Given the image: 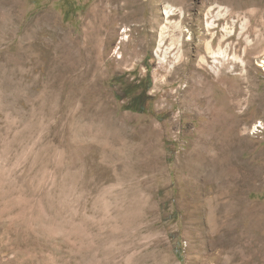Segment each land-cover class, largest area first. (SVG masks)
<instances>
[{
    "label": "rangeland",
    "instance_id": "rangeland-1",
    "mask_svg": "<svg viewBox=\"0 0 264 264\" xmlns=\"http://www.w3.org/2000/svg\"><path fill=\"white\" fill-rule=\"evenodd\" d=\"M103 1L0 0V264H224L228 230L264 264V13L190 0L159 47L176 0H137L89 74L46 69L31 42L82 47Z\"/></svg>",
    "mask_w": 264,
    "mask_h": 264
},
{
    "label": "bare ground",
    "instance_id": "bare-ground-1",
    "mask_svg": "<svg viewBox=\"0 0 264 264\" xmlns=\"http://www.w3.org/2000/svg\"><path fill=\"white\" fill-rule=\"evenodd\" d=\"M189 1L190 0H176L175 2L176 5H173L170 3L166 4L165 8L162 11V15L165 18V23L161 29L159 47H161V45L164 43L165 39L167 38V33L169 30L168 25L172 24L170 20L171 17L177 15V13H179L181 16L184 17L186 11L189 10L190 8ZM120 2L121 0H104L101 5L99 4L100 6L98 7L96 11L97 13L95 15L96 19H95V22L93 23V26H95L93 28L94 29L93 39L94 40L92 38H89L87 35L88 38L84 40L82 47H80L81 44L78 46L77 43L70 44L67 42H63V43H60V45L54 46L53 44H50V43L45 44V42L43 41L39 42V38L35 39V41H32L31 46L35 50V53L38 52L37 54H39L40 56L39 60L44 65V67H46L47 69V66L48 67L57 66L56 71L59 77L69 78L68 76L75 74L82 68L85 70L87 74H89L95 65L99 66L100 60L104 54V53L102 54V47H103L105 38L108 39L111 36L115 37V35L118 33V29L115 27L116 22L119 20L125 21L128 17L127 15L128 13L124 16H120L119 11L124 10L125 8H128L130 10L133 9L135 7L134 4L137 2V0L125 1L124 4H122L121 6L119 4L118 6H116V8H114V5ZM207 8L208 9L204 16V20H205V26L207 28V31L210 32L211 29H214L218 20L227 19L229 17H234L235 14L237 16H240L239 13L241 11H245L246 13L253 16L254 18L261 17L264 13V0H221V2L218 1L210 5ZM215 11H216V14H214ZM156 13L158 15V12ZM2 24H3V21H2ZM247 24H248V20L246 19L245 22L242 24L243 30H246ZM175 26L180 31L183 29L180 22H178ZM128 31L129 30L124 29L123 33H126ZM38 32H39L38 29H35L31 33V35L35 36ZM223 32L226 34L225 36L233 35L235 33V21H234V24H230L229 22H227L223 26ZM225 36H223L222 40L225 39ZM126 38H128V36H126ZM213 38L214 36H212V39L206 43L205 47H206V50L208 51L207 53H209L210 55L219 56L220 58L222 57L226 58L227 57L226 50H223L220 48L217 52L213 51V48H212ZM92 41H94V43L91 46V44L89 43H91ZM176 42H178V44L181 46V42H182L181 37ZM173 45L174 44H172L171 47H174ZM171 47L168 48L167 51L171 50ZM77 48L80 49V53H81L79 58L78 57L76 58L74 54L76 53V51H78L76 50ZM175 59L176 60L173 63V65L175 63L182 61L183 53L180 51L178 56ZM233 59L238 60L236 56H234ZM202 61L205 63L206 62L205 58H202ZM242 63L244 64L243 61ZM44 67H41V68H44ZM204 101L206 102V100L201 98V94L199 93H195L194 96L192 97V103L196 106L200 105V107H204V105H207L205 104ZM246 102H249V103L251 102V96L247 97L245 100L243 99L238 100L235 103V105L240 107ZM207 107L209 109L211 106L207 105ZM260 126L258 125L257 127H260ZM220 233L218 234V237L220 236V239L216 240V242L217 241L218 242L215 243L214 246L215 247L219 246L220 248L219 255L223 254L222 262L224 261V264H252L253 261L251 260V256L253 255L252 254L253 252L250 251L251 246H249V244H246V242L249 243L248 242L249 240L247 239H250V236H251L248 231H244L243 233H237L233 230H228V233H225L224 236L220 235ZM242 239L246 240V242L243 241L240 244L239 241ZM236 243H238V245ZM203 256L204 255H202V257Z\"/></svg>",
    "mask_w": 264,
    "mask_h": 264
},
{
    "label": "trees",
    "instance_id": "trees-1",
    "mask_svg": "<svg viewBox=\"0 0 264 264\" xmlns=\"http://www.w3.org/2000/svg\"><path fill=\"white\" fill-rule=\"evenodd\" d=\"M140 104H142V103H140Z\"/></svg>",
    "mask_w": 264,
    "mask_h": 264
}]
</instances>
